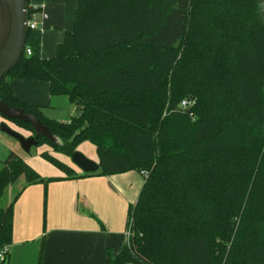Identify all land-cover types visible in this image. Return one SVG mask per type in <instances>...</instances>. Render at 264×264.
Masks as SVG:
<instances>
[{"label":"trees","instance_id":"16d2710c","mask_svg":"<svg viewBox=\"0 0 264 264\" xmlns=\"http://www.w3.org/2000/svg\"><path fill=\"white\" fill-rule=\"evenodd\" d=\"M0 100L35 116L72 156L94 145L99 170L79 174L42 153L67 178L135 171L122 250L107 264H264V20L259 0H78L71 31L51 58L43 31L64 29L65 7H34ZM31 50L27 55L26 49ZM11 79L49 85L76 105L68 122L18 98ZM184 101L193 102L186 107ZM2 116V115H1ZM33 135L28 123L11 120ZM0 251L13 244L18 180L46 182L16 152L1 160Z\"/></svg>","mask_w":264,"mask_h":264},{"label":"crops","instance_id":"0c3cea01","mask_svg":"<svg viewBox=\"0 0 264 264\" xmlns=\"http://www.w3.org/2000/svg\"><path fill=\"white\" fill-rule=\"evenodd\" d=\"M30 2L34 7L48 3L65 7L64 29L42 33L41 55L51 58L65 33L73 28L78 0ZM42 19V14L34 16L38 28ZM10 85L18 98L43 107L45 115L58 109L48 83L11 79ZM70 117L59 121L68 122ZM9 149L14 151L11 146ZM6 153L1 157L5 158ZM46 170V174H40L46 182L22 190L25 180L20 179L9 187L6 199L4 196L1 201L8 206L22 191L13 208V244L5 259L0 257V264H107L106 250L117 255L126 242L129 206L137 202L144 177L131 171L70 179L61 171L59 174Z\"/></svg>","mask_w":264,"mask_h":264},{"label":"water","instance_id":"95a60500","mask_svg":"<svg viewBox=\"0 0 264 264\" xmlns=\"http://www.w3.org/2000/svg\"><path fill=\"white\" fill-rule=\"evenodd\" d=\"M28 32L29 18L26 0H0V86L4 77L19 63ZM0 115L10 121L18 120L33 127L35 134L26 138L5 123L1 124V132L15 139L26 153L38 146L40 137L60 145L57 136L53 135L35 116L27 114L22 109L10 107L0 100ZM71 161L83 173L90 174L99 170L98 163L89 160L79 152L73 153Z\"/></svg>","mask_w":264,"mask_h":264},{"label":"rangeland","instance_id":"374dc122","mask_svg":"<svg viewBox=\"0 0 264 264\" xmlns=\"http://www.w3.org/2000/svg\"><path fill=\"white\" fill-rule=\"evenodd\" d=\"M259 3H260L261 12H262V17L264 20V0H259ZM54 101L57 104L58 109L54 110L53 112H50V111L47 112L46 115L48 117L53 118V119H58V120L60 118H65L67 120L69 116H76L78 114L76 111V105L71 103L67 96H57L54 98ZM3 123L8 125L12 130L22 134L26 138L33 136V134L30 133L26 128L18 126L16 123L0 115V159L4 158L1 156H3L5 152H7L5 155V158L9 155V153L11 152L9 147L11 146L14 148L13 150L17 152L18 155L22 159H24L39 174H42V175L46 174V172H48V170L46 169H49L50 171H55V173L61 174V172L57 168L53 167L52 165H50L49 163H47L45 160L41 158L42 153H48L54 158L69 165L70 167L75 169L78 173L79 172L81 173V171L72 163L70 155L65 154L61 150H57L53 146H50L48 143L41 142L39 146L31 148V151L26 153L25 151L21 149L19 143L15 139L1 132V124ZM75 152H79L85 155L91 161L93 160L98 161L96 149L94 145H92L89 142H84L78 145L74 153ZM1 167L2 166L0 165V168ZM43 167H45L46 169H43ZM5 199H6V196H5ZM5 199H4V202L6 201Z\"/></svg>","mask_w":264,"mask_h":264},{"label":"built area","instance_id":"2783aa9c","mask_svg":"<svg viewBox=\"0 0 264 264\" xmlns=\"http://www.w3.org/2000/svg\"><path fill=\"white\" fill-rule=\"evenodd\" d=\"M38 27L36 26V24L34 23V21H30L29 20V29H33V30H35V29H37ZM26 53H27V55H31V50L28 48V49H26ZM193 102H191V101H184L183 103H182V106L183 107H186V106H188V105H191ZM7 254H8V247H4L1 251H0V257L4 260L5 259V257L7 256Z\"/></svg>","mask_w":264,"mask_h":264}]
</instances>
